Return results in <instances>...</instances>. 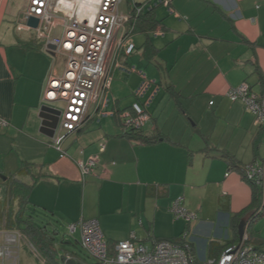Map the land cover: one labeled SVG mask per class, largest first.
I'll use <instances>...</instances> for the list:
<instances>
[{
	"label": "crops",
	"instance_id": "0c3cea01",
	"mask_svg": "<svg viewBox=\"0 0 264 264\" xmlns=\"http://www.w3.org/2000/svg\"><path fill=\"white\" fill-rule=\"evenodd\" d=\"M29 3L0 2V187L6 191L8 178L24 161L32 162L33 174L20 176L32 185L28 209L66 224L97 220L111 246L134 235L152 247L159 239L180 240L189 230L195 232L188 239L196 255L211 256L196 247L195 237L215 208L220 216L227 214L232 226L233 214L249 213L256 204L244 166L264 162V127L255 123L243 101L226 93L247 82L264 96V0L161 4L156 16L164 34L149 35L156 49L151 60L142 48L146 34L140 45L150 64L147 70L143 65H130L136 68L131 73L113 69L112 101L107 98L103 107L108 115H95L70 132L62 150L40 131L38 112L50 72L61 75L65 67H58L62 57L43 50L34 30L17 29ZM61 33L59 28L55 34ZM141 72L159 87L148 107L152 118L142 130L151 141L129 137L121 115L139 102L134 90ZM92 157L98 163L83 177L78 164ZM180 197L197 220L177 222L171 206ZM213 201L214 210L209 207ZM6 204L7 193L0 196V217ZM65 254L67 260L87 264L73 251ZM0 264H15L12 254L0 256Z\"/></svg>",
	"mask_w": 264,
	"mask_h": 264
},
{
	"label": "built area",
	"instance_id": "2783aa9c",
	"mask_svg": "<svg viewBox=\"0 0 264 264\" xmlns=\"http://www.w3.org/2000/svg\"><path fill=\"white\" fill-rule=\"evenodd\" d=\"M123 1L30 0L21 13L17 29L34 30L48 55L66 58L61 75H56L53 70L50 72L43 96V102L51 103L61 111L57 132L51 138L52 145L59 150H62V142L67 135L81 128L89 118L108 115L103 107L108 103L106 95L112 83V70L120 68L127 73L136 70L125 61L118 60L120 54L128 58L135 50L133 43H127L133 34V22L148 4L156 1L154 7H157L171 2L148 0L138 4L130 0L127 9L123 10ZM31 17L39 19L35 28L28 24ZM59 28L62 33L57 35L55 33ZM154 32L155 35L164 34L159 27ZM141 75L142 80L135 90L139 102L121 112L126 130L131 127L143 130L152 118L148 107L159 87L156 80H148L144 72ZM226 95L233 101H243L246 109L254 115L255 123L264 127V96L255 93L250 84L243 82L230 88ZM2 124L7 122L3 120ZM97 163L98 157L79 163L82 176L90 174ZM244 175L261 189V202L255 212L264 215V162L246 164ZM183 201L180 197L173 202L171 210L175 216L188 222L197 220L196 212L188 210ZM68 230L70 234L80 230L79 243L95 259L92 264H264V252L249 245L246 234L238 243L226 246L218 256L200 259L188 239L189 230L178 241L159 239L152 247L137 240L134 235L111 246L97 220L81 219L70 223ZM20 235V231L13 232L15 239Z\"/></svg>",
	"mask_w": 264,
	"mask_h": 264
},
{
	"label": "rangeland",
	"instance_id": "374dc122",
	"mask_svg": "<svg viewBox=\"0 0 264 264\" xmlns=\"http://www.w3.org/2000/svg\"><path fill=\"white\" fill-rule=\"evenodd\" d=\"M127 1L129 2L130 0H124L122 4L123 10L127 9L126 7ZM143 1H141V3ZM155 4L156 1L148 4L147 9L154 7ZM162 7L164 6L163 5L157 6L156 10ZM149 35L151 37H154L155 32H151ZM145 38L146 35L143 33L132 34V36L128 39L127 43L128 44L133 43L135 45V50L133 54H131L128 58H126L124 54H120L118 60H121L122 62L125 61L129 65L138 66L139 68H141V65H143L144 68L142 69L147 70L148 66L146 65L149 63L142 57L140 50V45ZM65 62H66V58L64 57L61 58V60L58 63V67L60 69H63L65 67ZM152 66L153 64H151V67ZM148 80L152 81L151 78H148ZM106 97L108 99H111L112 101V95L110 91H108ZM21 177H25V175ZM261 192H262L261 189H259L260 195ZM3 193L5 195L6 191L5 188L2 186L0 187V196L4 197ZM260 202H261V198L258 201V204L256 203L251 211H257ZM209 207L210 209L214 210V208L216 207V202L213 201V204L210 205ZM2 209L4 210V213H7L9 211V205L6 204V206L3 207ZM14 209L17 210L18 205H15ZM4 213L2 212L3 215H1L0 217V234H2L3 236V239L0 242V256L5 257L12 254L13 261L15 262V264L17 263L23 264V262L24 264H26V262H28V264H45V262H42L41 259H38V258H42L41 253L37 250H34L33 245L31 244L27 236L24 235L25 233H23V231H21V235L18 238L15 239L13 237V232L17 230L9 231V229L5 226V219H3ZM25 219L31 220L38 227L43 228L48 234L53 236L54 246L57 252L59 253L58 256L60 258L62 254H65L66 250H69L75 252L81 259H84V261L87 264H92L95 262V259L92 256H90L88 252L76 241V239L79 240L80 238V230H78L74 234H70L68 230L69 224H66V222H63L61 219L54 218L53 215L50 213L45 214L42 211H37L35 207H30L28 209V214ZM181 220H183V222L186 224L188 223L187 220H185L184 218H181ZM202 220H206V218H202ZM209 220L207 219L206 226L203 229V231L200 230L199 233L197 232L198 234H196L195 237L196 247L200 251L204 250L206 251V254H209V251L207 250L206 246L210 240L219 243H224L228 240H233V239H236L235 243H238L240 241L237 240L233 226H231V224L229 223L227 214H222L220 216V213L215 208L213 215L211 217V221ZM177 222H179L178 218H177ZM191 234L189 236V239H192ZM194 234L195 232H193L192 236H194ZM245 234L249 238V240L247 241L249 245L254 246L257 249L264 252V215L259 216L254 220H251L246 227Z\"/></svg>",
	"mask_w": 264,
	"mask_h": 264
},
{
	"label": "trees",
	"instance_id": "16d2710c",
	"mask_svg": "<svg viewBox=\"0 0 264 264\" xmlns=\"http://www.w3.org/2000/svg\"><path fill=\"white\" fill-rule=\"evenodd\" d=\"M138 3V2H137ZM144 3V2H143ZM142 4V3H138ZM156 8L152 7L151 9H146L143 11L138 19L133 22L134 29L133 34L135 33H144L147 35V40L143 43V53L146 58L150 59L156 54V49L152 44V41L149 38V34L154 32L159 25L160 21L156 16ZM126 134L134 139L151 141L150 138L143 137L142 130L131 127L126 130ZM36 164L32 162L24 161L20 169L13 175H11L6 182V193H7V202L9 205V211L4 213L3 219H5V226L10 230L23 231L24 235L30 240L31 244L39 251L42 257L48 262V264H81L74 259L67 260L66 254H62L61 258L58 256L59 253L54 246V238L48 234L43 228L38 227L31 220L25 219V215L28 214V204L29 194L32 190V185H29L20 180V176L23 175H32L35 169ZM255 187L254 190V202L258 204L259 198V189ZM258 190V191H257ZM14 203H18V209H14ZM222 208L225 209L224 204L222 203ZM253 212L251 220L262 216L257 215L255 211ZM246 212L244 215H246ZM3 215V214H1ZM240 213L233 214L231 216L232 226L237 237V240H240L238 234V225L241 218L244 216ZM250 220V221H251ZM172 241H178L171 239ZM236 239L228 240L224 243H219L216 241H211L209 244V255L214 256L218 252L224 249L226 246L235 242ZM249 240V238H248ZM79 242V240H78ZM221 250V251H222ZM67 262V263H66Z\"/></svg>",
	"mask_w": 264,
	"mask_h": 264
},
{
	"label": "water",
	"instance_id": "95a60500",
	"mask_svg": "<svg viewBox=\"0 0 264 264\" xmlns=\"http://www.w3.org/2000/svg\"><path fill=\"white\" fill-rule=\"evenodd\" d=\"M28 24L31 27L35 28L39 24V19L36 17H31L29 19ZM51 47L53 49L56 48L55 46H51ZM60 114H61L60 109L56 108L51 103L43 102L41 106L39 107V112H38V117L40 120V128H39L40 131L50 137H53L57 132ZM252 214L253 212H249L246 215H244L240 220V223L238 225V234H239L240 240H242L244 237L246 227L252 218Z\"/></svg>",
	"mask_w": 264,
	"mask_h": 264
}]
</instances>
